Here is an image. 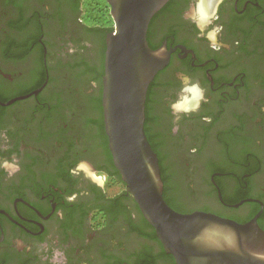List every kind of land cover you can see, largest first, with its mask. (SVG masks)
I'll use <instances>...</instances> for the list:
<instances>
[{
    "label": "flooded vegetation",
    "instance_id": "obj_1",
    "mask_svg": "<svg viewBox=\"0 0 264 264\" xmlns=\"http://www.w3.org/2000/svg\"><path fill=\"white\" fill-rule=\"evenodd\" d=\"M81 2L0 0V164L15 159L21 169L9 177L0 167V263L177 264L132 196L106 197L94 181V174L118 177L109 146L102 150L79 123L50 127L62 113L51 97L53 68L75 41L100 31L80 20ZM202 21L205 33L221 28L217 47L201 35ZM148 41L170 52L149 87L145 123L165 200L183 214L205 212L241 225L256 220L264 231V106L246 103L261 90L264 97V0H169ZM196 82L206 102L177 122L170 105ZM171 117L178 131L167 137ZM154 141L167 150L168 167ZM197 200H215L221 209L177 206ZM97 211L105 218L98 228Z\"/></svg>",
    "mask_w": 264,
    "mask_h": 264
},
{
    "label": "water",
    "instance_id": "obj_2",
    "mask_svg": "<svg viewBox=\"0 0 264 264\" xmlns=\"http://www.w3.org/2000/svg\"><path fill=\"white\" fill-rule=\"evenodd\" d=\"M115 22L106 37L102 108L113 163L126 192L177 264H264V231L214 214H183L165 200L160 161L148 139L146 102L170 60L153 50L148 31L169 0H107ZM1 264V263H0Z\"/></svg>",
    "mask_w": 264,
    "mask_h": 264
},
{
    "label": "rangeland",
    "instance_id": "obj_3",
    "mask_svg": "<svg viewBox=\"0 0 264 264\" xmlns=\"http://www.w3.org/2000/svg\"><path fill=\"white\" fill-rule=\"evenodd\" d=\"M80 20L84 25L92 29L98 28L100 31L95 37L87 34V36L84 38H79V40L75 41L73 45L70 46L72 50L71 54H67L64 59H61L59 62L60 64L53 68L54 80L51 86L53 87L51 97L55 105H61L62 113L61 116L58 117V119L55 120V122L50 127L55 129L56 127L64 125L75 126L77 123H79V126L84 129V134L87 132V135H89L91 138H94V140L97 141V145L101 147L102 150H105L106 140L103 137L101 126L91 123V119L95 118V120H99L101 117L98 103L94 100L99 99L101 94V86L99 82L96 81V75L94 76V72H88L90 69H88L87 66H89L91 69L97 68V73L101 72V55L104 51V39L107 33H110L114 30L115 22L111 15V7L107 0H82L80 5ZM67 42H69L68 39L63 41V45ZM91 53H93L94 59L90 57ZM94 53H96V57ZM81 62H84L87 64V66H77L80 65ZM85 72H88L86 78L84 77L87 80L82 81L81 79L83 77L79 76ZM259 88H263L262 83L259 84ZM49 94H51V91ZM80 95H82L84 98ZM252 102L259 104L261 107L264 106L262 90L259 91V94H253V96L248 97L246 103L250 104ZM20 106L21 104L17 105V107ZM74 113L78 114V118L75 121L72 119ZM170 119L171 122L169 126L166 127L165 130L163 129L164 135L167 137L170 135H176L173 133V128L175 125L172 126V121H174L175 118L171 117ZM91 130H93V132L92 134H89V131ZM148 135L150 136L149 133ZM154 142V145L158 143L156 141ZM154 147L159 153H162L163 160L166 158L165 167H168L167 165H170V163L167 161V150L158 144ZM245 149L248 150L249 147ZM92 177L94 181L102 187L106 197L113 198L126 191V186L119 177H106L103 174H94ZM178 182V185L180 186L182 181L180 182L178 180ZM253 194L257 195L258 191H254ZM177 206L178 208L186 210L205 208L212 211H220L221 209L215 200H197L191 203L177 202ZM103 215L104 214L99 211L93 214L92 227L98 228L105 224V218ZM128 219H131L130 213H128ZM113 243L117 244L115 239L111 241L110 246H112Z\"/></svg>",
    "mask_w": 264,
    "mask_h": 264
},
{
    "label": "clouds",
    "instance_id": "obj_4",
    "mask_svg": "<svg viewBox=\"0 0 264 264\" xmlns=\"http://www.w3.org/2000/svg\"><path fill=\"white\" fill-rule=\"evenodd\" d=\"M206 26L207 21H202L197 25V27L200 29L201 35L209 40L213 47H217V37L221 31V28L217 27L205 33ZM181 92L184 94L182 100L174 102L170 105L177 122L181 118V113L188 115L194 111H197L201 102H206L205 91L198 82L184 85L181 88ZM173 131H178V127H174ZM0 167H2L7 172L9 177L15 176L21 170L19 163L15 162V159L12 162L4 161L3 164H0ZM75 198V195H73L68 197V200L69 202H72L75 200Z\"/></svg>",
    "mask_w": 264,
    "mask_h": 264
},
{
    "label": "trees",
    "instance_id": "obj_5",
    "mask_svg": "<svg viewBox=\"0 0 264 264\" xmlns=\"http://www.w3.org/2000/svg\"><path fill=\"white\" fill-rule=\"evenodd\" d=\"M105 49H106V46H105V43H104V51H103V53H102V55H101V64H102V68H101V72H98L97 73V68H94V69H91V68H89V66H87V64H85L84 62H81V64L80 65H77V66H81V65H83V66H87L88 67V69H90V70H88V72H94V76L96 75V81H98V82H102V78H103V76H104V57H105ZM88 72H85V73H82V75L81 76H79V77H83L81 80L82 81H86L87 79H85L86 78V76H87V73ZM85 77V78H84ZM42 82H43V80L42 81H40L39 82V84L37 83L35 86H34V88L33 89H36V87H39L40 86V84H42ZM99 83V84H100ZM100 86H101V84H100ZM75 94V93H74ZM97 103H98V106H99V112L101 113V117H100V119L99 120H95V121H91L92 123H94V124H96V125H99V126H101V129H102V132H103V137L105 138V140H106V143H105V145H107V150H108V139H107V135H106V133H105V129H104V121H103V108H102V87H101V94H100V97H99V99H94ZM109 152V155L111 156V154H110V151H108ZM160 166H161V164H160ZM161 168H162V166H161ZM119 178H120V176H119V173L118 172H116L115 173ZM163 182H164V179H163ZM168 204L169 205H171L169 202H168ZM172 207V206H171ZM145 220V219H144ZM145 222H146V220H145ZM151 226V225H150ZM152 227V226H151ZM153 228V227H152ZM154 229V228H153ZM155 231V230H154ZM156 233V232H155Z\"/></svg>",
    "mask_w": 264,
    "mask_h": 264
}]
</instances>
